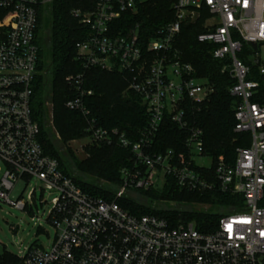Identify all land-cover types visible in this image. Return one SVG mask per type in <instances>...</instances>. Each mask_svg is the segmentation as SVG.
<instances>
[{"label":"built area","instance_id":"obj_1","mask_svg":"<svg viewBox=\"0 0 264 264\" xmlns=\"http://www.w3.org/2000/svg\"><path fill=\"white\" fill-rule=\"evenodd\" d=\"M50 1L0 0V204L30 213L39 193L41 204L50 198L45 222L56 229L49 249L28 247L18 256L22 264H264V207L259 206L264 196V105L253 101L258 83L249 79L252 67L264 76V0H173L171 21L145 37L141 23L129 25L123 15L137 14L150 0H95L92 10L72 11L88 31L76 44L75 61L82 71L65 78L72 93L64 106L85 119L89 144L116 142L135 158L134 168L121 171L122 185L111 202L82 192L39 141L31 110L38 61L35 30L37 7ZM203 12L205 31L197 41L214 46L213 58L223 62L221 73L234 80L229 88L236 100L234 132L250 136L248 147L236 149L232 166L218 159L213 177L203 132L190 120V111L207 102L215 89L197 77L175 48L182 26L195 23ZM93 69L124 75V94L139 97L147 124L137 141L103 128L92 116L85 100L93 95L86 88ZM166 117L188 134L186 154L152 152ZM167 177L189 193L241 195L243 208L222 216L206 234L192 223L171 227L157 216L135 217L117 204L128 189L161 188ZM20 182L25 187L34 182L32 190L26 199L12 201Z\"/></svg>","mask_w":264,"mask_h":264},{"label":"trees","instance_id":"obj_2","mask_svg":"<svg viewBox=\"0 0 264 264\" xmlns=\"http://www.w3.org/2000/svg\"><path fill=\"white\" fill-rule=\"evenodd\" d=\"M172 2L173 0H150L138 8L137 14H124L123 18L129 19V25L141 23L145 37V33H152L157 26L171 21ZM94 4L95 0H51L37 7L35 44L38 47V61L31 110L40 128L39 141L44 153L58 161L62 173L71 178L82 192L111 202L122 185L121 171L134 168L135 158L130 149L113 142L90 143L85 147L87 156L78 159L69 143L87 137L85 119L64 106L72 93L65 78L82 71L80 64L75 61L76 44L85 38L88 31L72 16V11H89ZM44 5L47 6L49 15L47 29L44 25ZM203 13L206 19L207 14ZM203 20L182 26L175 48L183 61L195 69L197 77L205 79L215 89L207 102L190 111V120L203 132L204 154L213 161L208 173L213 177L218 159L222 158L226 165L232 166L236 149L248 147L250 136L234 132L236 100L229 93L234 80L228 73H221L223 62L213 58L214 46L197 41V36L205 31ZM243 47L245 50L249 49L246 45ZM245 62L249 64L248 61ZM249 79L258 83L253 101L264 105V76L259 74L256 67H252ZM127 86L124 75L93 69L87 74L86 84L93 95L85 102L92 116L103 128L117 129L126 138L137 141L147 124L145 110L136 94H124ZM46 102L52 105L54 131L45 124ZM187 135L166 117L154 137L152 152L173 150L186 154L184 142ZM195 169L206 173L205 169ZM140 170L145 171L143 167ZM131 193L142 195L149 202H174L179 207L154 210L126 196ZM116 202L135 217L157 216L165 219L171 227L192 223L197 231L208 234L215 229L222 216L241 210L244 199L241 195L224 194L216 190L185 192L171 177H167L161 188L128 189ZM193 205L208 206V209L195 210ZM259 206L264 207V196ZM0 264L22 262L18 256L3 249L0 252Z\"/></svg>","mask_w":264,"mask_h":264},{"label":"rangeland","instance_id":"obj_3","mask_svg":"<svg viewBox=\"0 0 264 264\" xmlns=\"http://www.w3.org/2000/svg\"><path fill=\"white\" fill-rule=\"evenodd\" d=\"M47 6L44 5L45 13L44 25L47 29L49 22V15L47 12ZM205 19V14L201 13L197 21ZM196 21V22H197ZM203 28L205 20H203ZM264 53V51H263ZM51 109L52 105L50 102H46V127L52 129L54 128L51 124ZM87 139H78L69 143V146L73 154L78 159H84L87 155L85 153V147L88 145ZM202 164L208 166V160H202ZM34 184V182H33ZM33 184L25 187L24 182H20L16 185L13 192L10 195V199L15 201L17 198L26 199L29 192L32 190ZM127 197L134 199L138 203H142L146 206H150L154 210L156 209H173L178 208V203L167 202L161 200H154L149 202L142 195L129 194ZM46 199V195L42 197ZM47 204H41V196L39 193L36 195L35 206L32 207L30 213H24L22 211L13 209L6 204H0V252L5 249L7 252L19 256L28 247H38L43 250H48L51 246L53 240L55 239L56 229L50 223L45 222L48 216L49 209L51 205L49 204L50 198H47ZM195 210H207L208 206L193 205ZM223 212V211H222ZM34 218L32 221L31 219ZM40 219V220H38ZM40 224V228L38 226Z\"/></svg>","mask_w":264,"mask_h":264},{"label":"snow or ice","instance_id":"obj_4","mask_svg":"<svg viewBox=\"0 0 264 264\" xmlns=\"http://www.w3.org/2000/svg\"><path fill=\"white\" fill-rule=\"evenodd\" d=\"M228 230L231 231V225H228Z\"/></svg>","mask_w":264,"mask_h":264}]
</instances>
